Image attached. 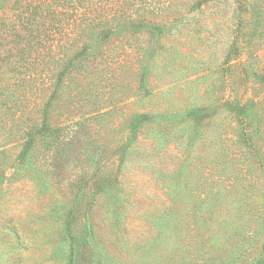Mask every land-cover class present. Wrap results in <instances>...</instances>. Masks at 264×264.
Here are the masks:
<instances>
[{
    "label": "trees",
    "instance_id": "trees-1",
    "mask_svg": "<svg viewBox=\"0 0 264 264\" xmlns=\"http://www.w3.org/2000/svg\"><path fill=\"white\" fill-rule=\"evenodd\" d=\"M224 2L0 0V191L23 171L53 189L64 230L122 228L139 143H177L156 174L165 201L141 217L158 264L177 248L183 263L264 264V0H233L229 16ZM213 36L221 57L204 53Z\"/></svg>",
    "mask_w": 264,
    "mask_h": 264
},
{
    "label": "rangeland",
    "instance_id": "rangeland-1",
    "mask_svg": "<svg viewBox=\"0 0 264 264\" xmlns=\"http://www.w3.org/2000/svg\"><path fill=\"white\" fill-rule=\"evenodd\" d=\"M232 3L233 0H225L221 8L223 14L228 15ZM216 11L215 8L210 10L211 13ZM215 28L214 24L210 34L216 32ZM208 42L210 52L204 53H216L221 57L227 45L226 40L213 36ZM176 90L169 99L173 104L177 103L179 97V90ZM138 146L146 154L137 155L136 159L128 163L131 165L123 169L122 180L131 192L133 202L122 228L77 225L69 231L64 230L56 222L53 213L47 210L49 202L54 201L53 189L39 192L33 179L23 175V171L14 175V179H17L6 183L0 191V264H158L156 257L161 250H154L153 246L157 234L150 230L141 217L164 203V189L156 174L158 169L176 166L180 161L181 147L173 143L161 152H156L149 140H143ZM262 180L264 183V176ZM191 233L194 240L188 245L189 255L197 252L199 244L196 230ZM174 236L178 243L183 232L177 230ZM8 237L13 244L1 241ZM178 253L177 248L172 264H196L194 260L192 263H183ZM198 264L235 262L225 260L222 252H217L213 259L200 260Z\"/></svg>",
    "mask_w": 264,
    "mask_h": 264
}]
</instances>
